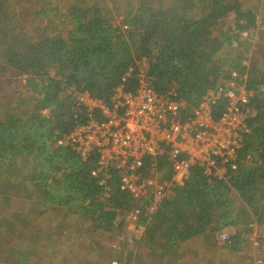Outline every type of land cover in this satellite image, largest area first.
<instances>
[{"label":"trees","instance_id":"trees-1","mask_svg":"<svg viewBox=\"0 0 264 264\" xmlns=\"http://www.w3.org/2000/svg\"><path fill=\"white\" fill-rule=\"evenodd\" d=\"M37 1L0 0V77L8 76L12 69L15 75L27 78L22 88L37 84L27 117L0 111V185L15 192L13 209H0V223H8L7 229L0 226V248L4 249H0V258H7V264H53L60 259L56 246L61 233L53 224L55 219L46 230L22 233L30 226L24 218L39 227L28 216V209L23 211L24 201L34 200L32 205L42 214L55 210L58 221L64 219L67 225L81 220L90 223L98 238L95 244L102 245L116 235L117 220L132 208V196L121 192L113 178L108 184L111 197L102 200L106 188L90 174L96 155L81 161L75 151L59 146L58 141L86 122L87 114L77 106L74 93H88L110 103L125 69L141 58L148 61L147 76L156 90L173 92L189 103L186 115L200 103L205 89L219 85L233 71L241 76L237 82L252 90L254 97L248 131L237 155L238 168L228 169L220 179L190 170L182 185L168 191L147 235L134 240L135 249L117 262L177 264L189 242L208 235L217 241L226 234L224 242L219 240L222 246L250 251L249 240L260 222L244 233V223L235 217V211L246 212L264 201V93L259 92L264 83V50L254 53L250 65L240 59L224 75L216 70L213 58L223 45H253L258 33L255 21L249 16L233 23L230 19L237 8L226 7L230 0H171L166 8L131 0L120 12L113 3L117 0H69L70 13L58 18V12L67 10V0H62L63 7L42 0L45 4L36 10ZM91 1L95 2L92 6ZM111 3L115 12L107 8ZM30 8L31 17L19 15L18 10ZM63 21H68L67 32L59 27ZM45 109H49L47 114H43ZM249 157L252 166L244 164ZM19 163L28 169L22 181L15 180ZM144 166L147 175L149 163ZM28 237L34 247L21 254L19 247ZM212 262L207 258L200 264Z\"/></svg>","mask_w":264,"mask_h":264},{"label":"built area","instance_id":"built-area-1","mask_svg":"<svg viewBox=\"0 0 264 264\" xmlns=\"http://www.w3.org/2000/svg\"><path fill=\"white\" fill-rule=\"evenodd\" d=\"M148 68V61L141 58L125 69L108 104L75 92L86 122L58 141L81 161L96 155L90 174L106 188L102 200L111 197L108 184L113 178L121 192L132 196L133 206L122 220L133 229L153 221L168 191L182 185L190 170L220 179L228 169L238 168L237 155L248 131L254 97L252 90L237 82L241 76L233 71L219 85L205 89L200 103L186 115L189 103L173 92L156 90ZM22 78L25 83L27 78ZM261 90L264 93V83ZM48 112L45 109L43 114ZM146 162L149 171L144 175ZM244 164L252 166L254 161L249 157ZM226 238L219 235L221 242ZM254 264H264V257Z\"/></svg>","mask_w":264,"mask_h":264},{"label":"rangeland","instance_id":"rangeland-1","mask_svg":"<svg viewBox=\"0 0 264 264\" xmlns=\"http://www.w3.org/2000/svg\"><path fill=\"white\" fill-rule=\"evenodd\" d=\"M43 1L39 0L37 1V3H35L34 7H36V10L45 4L43 3ZM130 1L131 0H117L116 2L113 3L116 7L115 9H117V11L120 12L126 9V6L128 3H130ZM144 1H146L149 5L155 8H166L169 7L171 0H144ZM49 2L53 3V6L65 4L62 0H49ZM67 2L68 5L65 13L58 12L57 16L70 13L69 9L72 3L69 2V0H67ZM90 3L92 6L95 2L91 1ZM226 7L237 8L236 10H234L235 16L231 17L230 19L235 24L238 23L239 21L247 20L250 16V18L253 21H255V26L258 28L256 32L258 33L254 39L253 45L251 44H250L251 46L245 45L240 48H236L235 46H232L231 48H227L226 45H223L221 50L214 55L213 63L216 64L217 66L216 70H218L222 75L227 73V71H230V69L234 68V66L236 65V63H238V60L240 61V59L242 63L250 65L251 62L250 59H252L255 56L254 53H257L259 50H262L263 52L264 50V0H230V2L227 3ZM107 8L111 9L112 12H115L112 3L110 6H107ZM118 8H122V9L119 10ZM32 12L33 10L31 8L28 11L23 10V12L18 10L19 15H24V16L26 13L28 15L29 14L31 15ZM118 25L119 24H116V26ZM59 27L64 28L62 32L63 31L67 32L68 21L60 22ZM66 34L67 33H65V36ZM210 47L211 44H208V48ZM7 73H9L8 76L0 77V111L4 112V110H6L14 113L17 117L18 116L27 117L34 103V101L32 100V96H33L32 93L36 90L37 84L34 85L32 84L30 87L22 88V86L25 85V83L27 82L23 83V78L15 75L12 69L8 70ZM206 73L210 74L209 69L206 71ZM219 78H217V80ZM17 168L15 172V180L17 179L19 181H22L24 180V176H26L24 174V170H27L28 172V169L25 168V166H22L21 163H19ZM13 186L14 185H12V187ZM13 191L14 189L10 190V188L8 187L3 188L0 185L1 210L4 209L3 207L7 209H10L11 207L13 209L12 199L7 195L8 193L13 195L15 193ZM23 197L25 198L26 196L24 195ZM32 202H34V200L28 202L24 201L23 211L25 212L28 209L27 210L28 216H31L33 219H35L34 223L39 224L40 222H44L45 220L47 222H53V220L55 219L53 224H56L55 225L56 228L61 233V235L58 237L59 241L57 242L56 249L61 253V257L63 259L61 260L62 264L63 263L119 264L117 260L120 261V259H124L126 254H129V250L135 249L136 243H134V240H138V238L140 237L141 233L144 231L145 228L143 226L133 229L132 227L127 225L125 221L122 220V218H119L117 220V224L114 230L116 235L112 239L103 240L102 245H98L95 244L98 238L96 236L95 237L93 236V230L91 229L92 225L90 223L81 220L79 222L71 221L70 222L71 224L67 225L64 219H60L58 221V216L57 214H55V210H52L51 213L47 211L44 214H42L36 211L37 206L34 204L32 205ZM14 205L16 207L20 206L19 204H15V203ZM40 208L46 209L43 206H41ZM247 215H252V217H254V220H248ZM235 217L244 223L243 226L253 221L249 228H251L253 225H256V223L260 222V226H258L257 231H260V233H262L258 236L261 241L263 237V242H264V236H263L264 201L262 205H259L256 208H252L246 212L240 208L236 209ZM28 223L30 226L26 227V229L22 233L27 235L26 230H31V234L34 235L35 234L34 230L36 227L32 225L30 222ZM0 226L4 227V229H7L8 223L1 222ZM146 226L148 227L149 225ZM0 234L3 235V232H0ZM4 234H6V230L4 231ZM2 239L3 237L0 236V242L1 241L3 242ZM201 239L202 238H198L190 243V246L193 245L194 248L197 250L196 253L192 254L196 256L194 262L196 261V259L203 262L202 259L212 257V256L205 257L204 251L200 253L201 248L200 245H198V241H200ZM28 244L29 243H25L24 245H21L19 248L25 249L26 246L28 247ZM0 249L1 251L4 250L3 248ZM31 250L28 251V253H30ZM144 250H147V248H145ZM48 257L50 258L51 255H49ZM262 257H264V255ZM46 262L50 263L48 260H46ZM145 264H154V262L153 261L150 263L145 262Z\"/></svg>","mask_w":264,"mask_h":264},{"label":"crops","instance_id":"crops-1","mask_svg":"<svg viewBox=\"0 0 264 264\" xmlns=\"http://www.w3.org/2000/svg\"><path fill=\"white\" fill-rule=\"evenodd\" d=\"M63 7V5H60ZM28 16L31 17V15L29 14ZM56 18H58V16L56 15ZM24 174H27V170H24ZM11 199H12V194H7ZM1 196V195H0ZM2 206V205H1ZM4 209L8 210L7 208L3 207ZM10 209H12L10 207ZM9 209V210H10ZM29 218H24L23 220L26 222L28 221ZM252 224V221L249 222L246 225H241L242 230L244 231V233H246L250 228ZM25 223L22 224V226L24 227ZM38 228H35L34 233L38 232L39 229L42 230H46V227L48 226V222L45 220L44 222H40ZM145 227L144 231L141 233L139 238H144L147 234L148 228L146 226L145 223H141L139 227ZM239 228V229H241ZM258 227L253 230L252 232V236L251 239L249 240V244L253 245V247L250 249V251H246V250H242V249H234V248H225L224 246H222L220 244L219 241V236L217 238V241H215L214 237L212 236H203L202 239L200 241H198V245H200L201 248V252H205V257L207 256H212L209 257L210 259L213 260L212 264H254V262H256L260 257H262L264 255V242H263V237H262V241L260 240L259 236L260 231H257ZM229 233H231V231H229ZM257 233V234H256ZM32 236V235H31ZM264 236V233H263ZM138 238V239H139ZM192 242V241H191ZM189 242L184 248L183 250L179 253V257H178V261H181L177 264H200L202 261H199L198 259H196V261L194 262L196 256L192 255L194 253L197 252V250L194 248V246H190ZM26 243L28 244V247L26 246L25 249H21L20 253L21 254H25L28 251H30L34 246H33V242L31 241V238L28 237V239L26 240ZM31 247V248H30ZM57 254L60 256L59 261H55L53 264H62L61 260V253L59 251H57ZM204 256V255H203ZM263 258V257H262ZM207 259V258H205ZM204 261V259H202ZM9 260L6 258H0V264H7ZM233 262V263H232ZM65 264V263H63ZM81 264H87V263H81Z\"/></svg>","mask_w":264,"mask_h":264}]
</instances>
